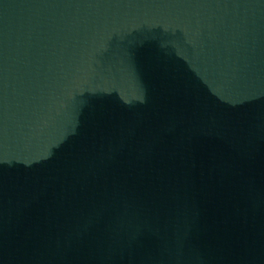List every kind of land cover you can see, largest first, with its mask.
<instances>
[{
  "label": "water",
  "instance_id": "95a60500",
  "mask_svg": "<svg viewBox=\"0 0 264 264\" xmlns=\"http://www.w3.org/2000/svg\"><path fill=\"white\" fill-rule=\"evenodd\" d=\"M0 264H264V0H0Z\"/></svg>",
  "mask_w": 264,
  "mask_h": 264
}]
</instances>
